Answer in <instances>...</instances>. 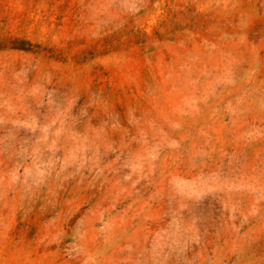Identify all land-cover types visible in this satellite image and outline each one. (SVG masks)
Segmentation results:
<instances>
[{"label":"rangeland","instance_id":"rangeland-1","mask_svg":"<svg viewBox=\"0 0 264 264\" xmlns=\"http://www.w3.org/2000/svg\"><path fill=\"white\" fill-rule=\"evenodd\" d=\"M0 264H264V0H0Z\"/></svg>","mask_w":264,"mask_h":264}]
</instances>
